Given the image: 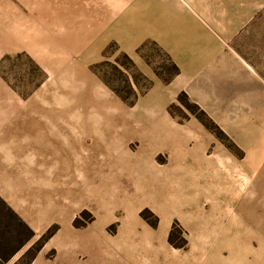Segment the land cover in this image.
Here are the masks:
<instances>
[{
	"label": "rangeland",
	"instance_id": "obj_1",
	"mask_svg": "<svg viewBox=\"0 0 264 264\" xmlns=\"http://www.w3.org/2000/svg\"><path fill=\"white\" fill-rule=\"evenodd\" d=\"M0 264H264V0H0Z\"/></svg>",
	"mask_w": 264,
	"mask_h": 264
}]
</instances>
